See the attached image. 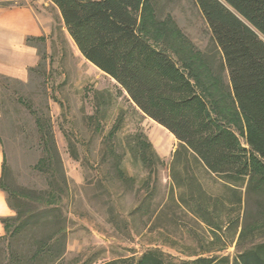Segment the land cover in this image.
Wrapping results in <instances>:
<instances>
[{
	"label": "trees",
	"instance_id": "trees-1",
	"mask_svg": "<svg viewBox=\"0 0 264 264\" xmlns=\"http://www.w3.org/2000/svg\"><path fill=\"white\" fill-rule=\"evenodd\" d=\"M188 1L207 27L206 51L186 44L179 52V40L173 38L180 33L176 22L170 13L158 17L155 0H50L80 54L175 137L169 163L172 196L212 236L208 242L195 237L203 252L187 254L191 259L176 258L155 246L101 264L225 263V258L204 253L213 251L210 245L229 226L240 227L231 264H264V0ZM38 40L28 37L40 57L31 74L43 66L46 47L42 40L41 49ZM1 81L3 87L16 82ZM0 113L1 120V107ZM34 115L42 146L35 168L55 177L62 164L51 125ZM137 143L143 162L158 158L149 143ZM5 160L4 150L0 188L15 215L1 219L6 234L0 240L14 239L36 226L42 229L31 236L29 253L10 250L6 264H55L66 249L65 224L54 206L57 181H49V192L40 201L43 210L34 212L22 196L12 200L2 184ZM198 168L217 180L227 195L209 194L196 175ZM181 188L182 193L175 192ZM23 210L29 212L25 218Z\"/></svg>",
	"mask_w": 264,
	"mask_h": 264
},
{
	"label": "rangeland",
	"instance_id": "rangeland-1",
	"mask_svg": "<svg viewBox=\"0 0 264 264\" xmlns=\"http://www.w3.org/2000/svg\"><path fill=\"white\" fill-rule=\"evenodd\" d=\"M26 2L0 0L4 5ZM40 2L52 18L48 36L38 37L39 47H43L42 40L46 47L41 54L43 66L26 83L8 82L3 87L1 81L0 85V139L6 153L2 184L12 200L15 195L22 196L34 212H40L49 181L56 179L54 206L65 224L66 249L55 264H101L155 246L182 259L203 252L195 237L208 242L212 236L172 196L169 163L177 140L80 54L57 10L52 5L45 7V0ZM155 2L158 17L170 13L176 22L180 33L173 38L179 40V52L186 44L206 51L210 45L207 27L188 0ZM34 113L49 121L54 134L62 164L55 177L35 168L42 146ZM139 139L149 143L158 158L143 162L137 149ZM196 175L209 194L227 195L201 168ZM22 213V218L29 214ZM239 229L223 227L220 240L210 245L213 251L204 255L225 258L221 264H231ZM41 232L36 226L14 239L0 240V264L8 262L10 250L29 253L31 236Z\"/></svg>",
	"mask_w": 264,
	"mask_h": 264
},
{
	"label": "crops",
	"instance_id": "crops-1",
	"mask_svg": "<svg viewBox=\"0 0 264 264\" xmlns=\"http://www.w3.org/2000/svg\"><path fill=\"white\" fill-rule=\"evenodd\" d=\"M25 1L27 2L20 5L0 4V78L20 83L28 82L32 70L40 61L37 48L28 43V37H47L52 27V18L42 7L40 0ZM45 1V7L52 5L56 9L50 0ZM3 160L4 147L0 139V176ZM14 215L5 192L0 188V237L6 234L1 219Z\"/></svg>",
	"mask_w": 264,
	"mask_h": 264
}]
</instances>
